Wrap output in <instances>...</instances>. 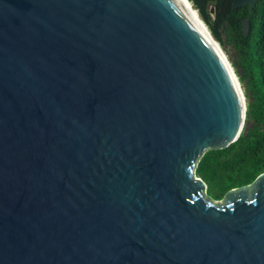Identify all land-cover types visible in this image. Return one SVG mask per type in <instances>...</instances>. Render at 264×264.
<instances>
[{
    "label": "water",
    "instance_id": "1",
    "mask_svg": "<svg viewBox=\"0 0 264 264\" xmlns=\"http://www.w3.org/2000/svg\"><path fill=\"white\" fill-rule=\"evenodd\" d=\"M206 28L187 0H0V264H264V171L221 199L195 173L246 110Z\"/></svg>",
    "mask_w": 264,
    "mask_h": 264
},
{
    "label": "trees",
    "instance_id": "2",
    "mask_svg": "<svg viewBox=\"0 0 264 264\" xmlns=\"http://www.w3.org/2000/svg\"><path fill=\"white\" fill-rule=\"evenodd\" d=\"M190 2L226 52L245 97V121L238 138L205 152L195 170L207 184L206 192L221 199L229 189L252 182L264 171V0H257L251 10L247 5L233 7L232 0ZM245 18L246 35L241 25Z\"/></svg>",
    "mask_w": 264,
    "mask_h": 264
},
{
    "label": "bare ground",
    "instance_id": "3",
    "mask_svg": "<svg viewBox=\"0 0 264 264\" xmlns=\"http://www.w3.org/2000/svg\"><path fill=\"white\" fill-rule=\"evenodd\" d=\"M187 2L190 4V6L193 8V10L195 11L196 15L198 16L199 20L201 21V23L204 25V27L206 28L205 24L202 22L200 15H198L197 11L194 9V7L191 5V3L189 2V0H187ZM207 29V28H206ZM218 45V44H217ZM221 49V48H220ZM222 53L223 50L221 49ZM224 54V53H223Z\"/></svg>",
    "mask_w": 264,
    "mask_h": 264
},
{
    "label": "rangeland",
    "instance_id": "4",
    "mask_svg": "<svg viewBox=\"0 0 264 264\" xmlns=\"http://www.w3.org/2000/svg\"><path fill=\"white\" fill-rule=\"evenodd\" d=\"M192 5V4H191ZM196 10V9H195ZM197 11V10H196ZM197 13H198V11H197ZM198 15H199V13H198ZM222 50H223V53L225 54V56H226V58H227V60L229 61V59H228V56H227V54H226V52L224 51V49L223 48H221ZM229 63H230V61H229ZM231 64V63H230ZM232 66V65H231ZM233 68V67H232ZM234 70V69H233ZM240 86H241V84H240ZM241 89H242V87H241ZM242 91H243V89H242Z\"/></svg>",
    "mask_w": 264,
    "mask_h": 264
},
{
    "label": "clouds",
    "instance_id": "5",
    "mask_svg": "<svg viewBox=\"0 0 264 264\" xmlns=\"http://www.w3.org/2000/svg\"><path fill=\"white\" fill-rule=\"evenodd\" d=\"M190 1V0H189ZM191 3V2H190ZM192 4V3H191ZM193 6V5H192ZM195 9V8H194ZM222 48V47H221Z\"/></svg>",
    "mask_w": 264,
    "mask_h": 264
}]
</instances>
